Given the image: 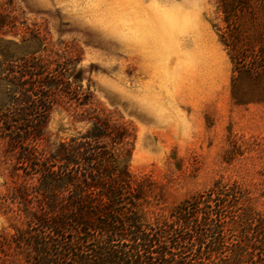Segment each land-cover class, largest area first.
Listing matches in <instances>:
<instances>
[{
	"label": "trees",
	"instance_id": "obj_1",
	"mask_svg": "<svg viewBox=\"0 0 264 264\" xmlns=\"http://www.w3.org/2000/svg\"><path fill=\"white\" fill-rule=\"evenodd\" d=\"M216 3L232 100L264 103V0ZM17 21L0 11V142L25 222L0 235V264H264V184L219 178L169 204L164 182L129 169L133 125L99 108L45 34L16 39ZM59 97L90 124L52 142Z\"/></svg>",
	"mask_w": 264,
	"mask_h": 264
},
{
	"label": "rangeland",
	"instance_id": "obj_2",
	"mask_svg": "<svg viewBox=\"0 0 264 264\" xmlns=\"http://www.w3.org/2000/svg\"><path fill=\"white\" fill-rule=\"evenodd\" d=\"M0 11L18 20L16 39L30 30L45 34L70 72L81 69L77 83L99 108L133 125L129 169L164 182L169 204L219 178L264 184V103L232 100L216 0H0ZM80 111L59 97L48 124L52 142L88 128ZM4 147L0 235L25 222L9 199L14 183Z\"/></svg>",
	"mask_w": 264,
	"mask_h": 264
}]
</instances>
